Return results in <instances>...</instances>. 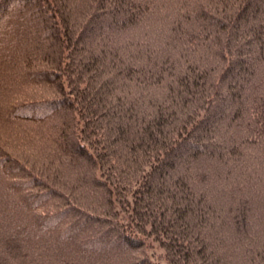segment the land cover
Instances as JSON below:
<instances>
[{
  "label": "trees",
  "instance_id": "16d2710c",
  "mask_svg": "<svg viewBox=\"0 0 264 264\" xmlns=\"http://www.w3.org/2000/svg\"><path fill=\"white\" fill-rule=\"evenodd\" d=\"M85 1L0 0V264H264V0Z\"/></svg>",
  "mask_w": 264,
  "mask_h": 264
},
{
  "label": "rangeland",
  "instance_id": "374dc122",
  "mask_svg": "<svg viewBox=\"0 0 264 264\" xmlns=\"http://www.w3.org/2000/svg\"><path fill=\"white\" fill-rule=\"evenodd\" d=\"M18 4V2L16 3V4H12V3H10V4H7L2 10H1V15H0V17L1 16H3L4 14H9L10 12H11V10L14 8V7H16V5ZM20 4V3H19ZM1 19V18H0ZM54 94H52V93H48V94H45V95H42V96H44L43 98H48L49 96H53ZM126 194V193H125ZM147 246V245H146ZM144 247L143 246V249L142 250H134L133 252L134 253H131L132 254V259L134 258V257H136L137 258V260L138 259H141V258H144L146 255H148V257L150 256L152 259H157L158 258V255L159 254H155V253H153V248H150L149 246H147V247ZM146 250V251H145Z\"/></svg>",
  "mask_w": 264,
  "mask_h": 264
},
{
  "label": "bare ground",
  "instance_id": "6f19581e",
  "mask_svg": "<svg viewBox=\"0 0 264 264\" xmlns=\"http://www.w3.org/2000/svg\"><path fill=\"white\" fill-rule=\"evenodd\" d=\"M74 1V3H76V7L78 8H80L82 5H84V10L86 11V12H89V8L87 7V2L85 1V0H73ZM91 1V5H90V8H93L92 7V3L94 2V0H90ZM96 2L98 1V0H95ZM97 6H98V2H97V4H96ZM75 7V5H73V8ZM178 8V7H177ZM175 9H176V7H175ZM74 11V12H73ZM163 11H165V10H163ZM72 12H73V14H77V12H76V9L75 10H72ZM79 18V17H78ZM156 27H158V24L156 25ZM162 26H160V27H158L157 28V30H159V31H162V33L164 34V36H162L163 38H165L164 39V43H166V42H171L170 41V35L169 34H166V33H164V28L161 30L160 28H161ZM43 30V29H42ZM41 31V30H40ZM46 33H49V32H46ZM45 33V34H46ZM43 34H44V30H43ZM44 34V35H45ZM169 35V36H168ZM166 39H168V40H166ZM171 43H168V45H170ZM165 45H167V44H165ZM47 153L46 152H44V153H42V155L44 156V155H46ZM49 157H47L46 159H48Z\"/></svg>",
  "mask_w": 264,
  "mask_h": 264
}]
</instances>
